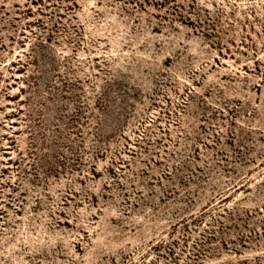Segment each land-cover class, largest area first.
I'll return each mask as SVG.
<instances>
[{
  "label": "rangeland",
  "instance_id": "1",
  "mask_svg": "<svg viewBox=\"0 0 264 264\" xmlns=\"http://www.w3.org/2000/svg\"><path fill=\"white\" fill-rule=\"evenodd\" d=\"M0 264H264V0H0Z\"/></svg>",
  "mask_w": 264,
  "mask_h": 264
}]
</instances>
